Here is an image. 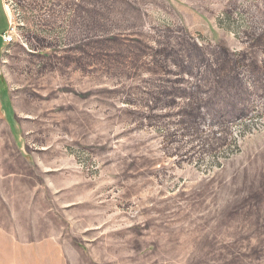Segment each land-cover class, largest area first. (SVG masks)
I'll list each match as a JSON object with an SVG mask.
<instances>
[{
  "label": "rangeland",
  "instance_id": "obj_1",
  "mask_svg": "<svg viewBox=\"0 0 264 264\" xmlns=\"http://www.w3.org/2000/svg\"><path fill=\"white\" fill-rule=\"evenodd\" d=\"M0 5V264H264V0Z\"/></svg>",
  "mask_w": 264,
  "mask_h": 264
},
{
  "label": "built area",
  "instance_id": "obj_2",
  "mask_svg": "<svg viewBox=\"0 0 264 264\" xmlns=\"http://www.w3.org/2000/svg\"><path fill=\"white\" fill-rule=\"evenodd\" d=\"M2 39L4 41V43H10L12 41V35L10 34V32H6L3 36Z\"/></svg>",
  "mask_w": 264,
  "mask_h": 264
},
{
  "label": "crops",
  "instance_id": "obj_3",
  "mask_svg": "<svg viewBox=\"0 0 264 264\" xmlns=\"http://www.w3.org/2000/svg\"><path fill=\"white\" fill-rule=\"evenodd\" d=\"M0 10H1V5H0ZM1 12H2V10H1ZM2 17H3V19H4V15H3V13H2ZM4 26L2 25L1 27H0V30H1V28H3Z\"/></svg>",
  "mask_w": 264,
  "mask_h": 264
}]
</instances>
